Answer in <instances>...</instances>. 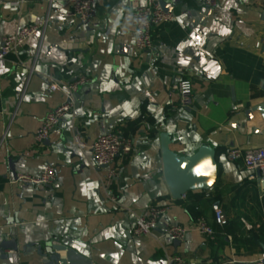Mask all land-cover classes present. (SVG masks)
<instances>
[{"label":"crops","instance_id":"crops-1","mask_svg":"<svg viewBox=\"0 0 264 264\" xmlns=\"http://www.w3.org/2000/svg\"><path fill=\"white\" fill-rule=\"evenodd\" d=\"M165 1L175 19L155 26L152 49L139 51L135 0H98L89 24L68 0H0V46L21 25L50 17L44 34L0 61V242L3 234L18 242L0 248V264H42L37 247L46 242L65 246L62 264H171L177 254L189 264L264 261V234L260 243L248 240L264 224V184L228 158L231 147H264V0ZM83 74L90 82L80 86L73 111L38 144L42 120L65 101L49 90V78ZM181 78L193 85L186 107L173 89ZM117 128L132 137V152L97 166L94 140ZM164 139L179 157L213 150V184L175 199L164 175ZM47 165L57 171L53 186L12 181ZM155 204L166 213L152 232L135 235L137 219ZM217 209L236 234L216 222ZM199 218L215 238L200 231ZM169 224L184 226L185 239L173 240Z\"/></svg>","mask_w":264,"mask_h":264},{"label":"built area","instance_id":"built-area-1","mask_svg":"<svg viewBox=\"0 0 264 264\" xmlns=\"http://www.w3.org/2000/svg\"><path fill=\"white\" fill-rule=\"evenodd\" d=\"M73 6V15L82 23L89 24L95 14V7L98 0H68ZM207 4L212 5L216 0H205ZM175 19V15L164 9L162 0H135L134 11L132 14V23L135 30L134 44L139 51L149 50L153 47L154 35L153 28L161 23L169 22ZM50 17L47 15L39 23H27L21 25L16 32L6 35L2 39L0 46V61L9 53L18 51L24 46L28 38L39 32L44 34L49 24ZM181 72L182 68H178ZM90 82L87 75H80L76 80L66 81L56 77L49 78V90L51 92L59 91L65 96V101L50 110L42 120L41 126L35 132V140L38 144H43L48 139L52 129L67 115L71 114L76 102V94L80 86ZM173 89L180 94V104L186 107L191 103L193 85L191 80L181 78L173 84ZM2 87L0 84V94ZM76 141L79 146L84 147L85 142L80 134L76 135ZM133 150V139L127 135L123 129L108 130L103 132L92 144L93 159L97 166H110L116 161L119 155L130 154ZM228 158L232 161H238L253 174L261 172L260 180L264 184V147L242 149L240 147H231L228 150ZM118 174L117 168L109 171L110 179ZM256 175H252L255 177ZM57 171L55 166L47 165L44 171L39 175L21 173L13 178V182H20L26 186L55 185L57 183ZM183 197L185 194L182 195ZM116 201V197L112 196ZM168 207L159 204L152 205L148 216H141L137 219L133 232L135 235H143L152 232L157 226L158 220L166 213ZM215 220L219 224L227 222L223 211L216 210ZM200 231L209 238H215V231L209 222L204 218L197 220ZM249 226V225H248ZM251 227V226H249ZM168 235L174 240H184L187 235V229L180 224H169L167 227ZM171 264H189L181 255H174Z\"/></svg>","mask_w":264,"mask_h":264},{"label":"water","instance_id":"water-1","mask_svg":"<svg viewBox=\"0 0 264 264\" xmlns=\"http://www.w3.org/2000/svg\"><path fill=\"white\" fill-rule=\"evenodd\" d=\"M162 5L165 10L168 9V3L165 0H162ZM246 115L248 119L252 120L256 114L253 115L249 110ZM259 122L261 121L256 120L255 124ZM164 146V175L171 195L175 199L181 198L183 194L190 190L206 189L213 184L217 177V164L213 150L202 148L194 156L179 157L169 150L165 139ZM258 174L260 175L261 172L258 171ZM1 239L0 248H18L16 238H10L8 234H3ZM175 241L179 242L180 240ZM63 250H65V246L55 242H46L45 244H39L37 247L38 254L42 258V264H62V260L66 258L63 255ZM243 264H264V261L258 260Z\"/></svg>","mask_w":264,"mask_h":264},{"label":"trees","instance_id":"trees-1","mask_svg":"<svg viewBox=\"0 0 264 264\" xmlns=\"http://www.w3.org/2000/svg\"><path fill=\"white\" fill-rule=\"evenodd\" d=\"M262 73L264 75V67H263V70H262ZM262 205H263V208H264V194H263V197H262ZM225 225L227 226V230L228 232H230L231 234H236V228L232 227V224L230 222H226ZM250 237L248 238L249 242H252V243H260V241H262V234H264V224L260 227V229L257 231L255 229H251L250 230Z\"/></svg>","mask_w":264,"mask_h":264}]
</instances>
